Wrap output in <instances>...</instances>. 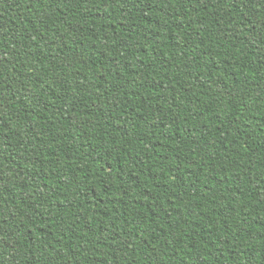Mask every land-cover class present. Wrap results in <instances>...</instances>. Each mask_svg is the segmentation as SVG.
Masks as SVG:
<instances>
[{
	"label": "trees",
	"instance_id": "trees-1",
	"mask_svg": "<svg viewBox=\"0 0 264 264\" xmlns=\"http://www.w3.org/2000/svg\"><path fill=\"white\" fill-rule=\"evenodd\" d=\"M0 264H264V0H0Z\"/></svg>",
	"mask_w": 264,
	"mask_h": 264
}]
</instances>
